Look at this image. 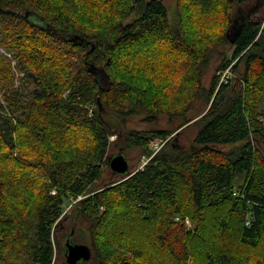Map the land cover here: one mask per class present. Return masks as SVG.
Instances as JSON below:
<instances>
[{
	"label": "trees",
	"instance_id": "16d2710c",
	"mask_svg": "<svg viewBox=\"0 0 264 264\" xmlns=\"http://www.w3.org/2000/svg\"><path fill=\"white\" fill-rule=\"evenodd\" d=\"M250 1L176 0L173 25L163 0H0V45L24 74L6 90L14 78L0 54V264H55L71 199L96 264H264V29L253 14L232 32L235 7ZM224 44L232 54L204 89ZM230 66L237 76L220 82ZM199 97L194 147L171 139L143 168L100 184L113 133L103 108L152 122L186 117ZM169 136L132 130L125 143L146 153Z\"/></svg>",
	"mask_w": 264,
	"mask_h": 264
},
{
	"label": "rangeland",
	"instance_id": "374dc122",
	"mask_svg": "<svg viewBox=\"0 0 264 264\" xmlns=\"http://www.w3.org/2000/svg\"><path fill=\"white\" fill-rule=\"evenodd\" d=\"M166 5L168 6L169 16L171 23L173 25L177 22V6L176 0H163ZM240 6V7H239ZM238 7H235L234 10V20H238V17H253L261 21L260 29H264V0H253L250 2H245L240 4ZM256 11V12H255ZM219 17V16H218ZM31 20L37 22L39 24L44 23V21L37 15H31ZM199 14L196 11H193L192 19H198ZM11 42L15 43L16 45L20 44L21 41L18 40H10ZM147 44L143 47L139 46L138 49H148V47H152L154 44ZM154 52L165 55L168 57L167 49L164 50L162 45H155L152 48ZM168 50H171L168 49ZM233 48L230 45H221L215 51L212 52L211 60L209 66L204 70L202 87L204 89H208L210 85V81L212 76L215 74L216 66L220 62L222 58H230L232 54ZM0 54L5 56L6 58L10 59L9 69L13 74L14 83L6 90L14 91L20 89L22 84V79L24 78L23 72L17 69L16 61L13 58V53L11 50H8L3 45H0ZM172 59V58H171ZM234 64V63H232ZM145 68L142 70L144 71ZM219 73V72H218ZM217 73V75H219ZM232 77L235 78L237 75L231 69L227 74H231ZM33 88L32 84H25L24 89ZM0 88V103L5 107L8 108L7 101L5 99V91ZM25 93V91H23ZM206 100L204 98H196L193 102V106L190 112H188L186 117H169L166 115H160L154 118L152 122L147 121L145 115H133L126 118H121L115 116L114 114L108 112L103 108L102 110V118L107 122L110 126L113 133L110 135V149L108 153V158L114 156L120 152L121 147H125L124 153L130 165V172L136 171L137 169H141L145 166V164L152 158L153 152L155 151L156 146H164L167 144L168 141L171 139H175V144L179 147L190 149L195 146L194 138L198 130L199 126V119L207 110L206 108ZM105 110V111H104ZM92 112L93 109H90ZM153 131V130H165L169 132V137L167 139L155 137L153 138L149 145L148 150L146 153L142 151L141 148L137 147H127L125 143L126 134L130 131ZM241 143H236L232 145H217L216 147L222 150H231V149H238ZM122 176L116 174L111 168L110 164L107 161L106 167L102 175V181L100 184L108 183L111 180H118ZM243 177L239 178L238 185L242 183ZM77 200L71 199L68 206L65 207L64 211V218L60 223L61 229L55 232V253H54V262L55 264H68L66 260V242L69 237L74 243H82L89 245L91 247V238L88 229V223L86 222L82 213L78 212L76 209L77 207ZM58 230V229H57ZM73 233V234H72ZM92 249V248H91ZM93 253V252H92ZM78 264H96L94 258L92 257L88 261H80Z\"/></svg>",
	"mask_w": 264,
	"mask_h": 264
},
{
	"label": "water",
	"instance_id": "95a60500",
	"mask_svg": "<svg viewBox=\"0 0 264 264\" xmlns=\"http://www.w3.org/2000/svg\"><path fill=\"white\" fill-rule=\"evenodd\" d=\"M31 16L29 13H26V17ZM247 17V16H246ZM239 18L238 20H234L232 26V32H238L242 27V23L244 18ZM69 41H84L80 36H75L69 38ZM92 70L98 71L99 74H102V69H97L94 65H92ZM124 148L121 147L120 152L114 156L108 158V162L110 164V168L119 176L125 177L130 173V165L125 156ZM121 177V178H122ZM66 260L68 264H78L80 261H88L92 258L93 251L89 245L82 243H73L71 241V237L67 239L66 242Z\"/></svg>",
	"mask_w": 264,
	"mask_h": 264
},
{
	"label": "built area",
	"instance_id": "2783aa9c",
	"mask_svg": "<svg viewBox=\"0 0 264 264\" xmlns=\"http://www.w3.org/2000/svg\"><path fill=\"white\" fill-rule=\"evenodd\" d=\"M229 71L231 72V66L228 67L227 69L219 72L220 82H226L229 78L232 77V73L231 74H227ZM161 147L162 146H158V147L156 146L152 157H154L161 150ZM179 219H180V217H176V220H179ZM185 223L188 225V227L192 226V221L189 218H185Z\"/></svg>",
	"mask_w": 264,
	"mask_h": 264
},
{
	"label": "flooded vegetation",
	"instance_id": "af4514ba",
	"mask_svg": "<svg viewBox=\"0 0 264 264\" xmlns=\"http://www.w3.org/2000/svg\"><path fill=\"white\" fill-rule=\"evenodd\" d=\"M73 234V233H72ZM72 241V240H71ZM73 242V241H72ZM74 243V242H73Z\"/></svg>",
	"mask_w": 264,
	"mask_h": 264
}]
</instances>
